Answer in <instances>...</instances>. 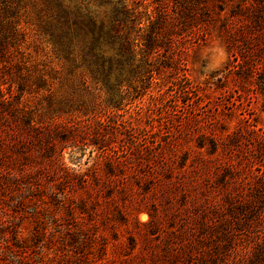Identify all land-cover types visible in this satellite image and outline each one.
Listing matches in <instances>:
<instances>
[{"label":"trees","instance_id":"obj_1","mask_svg":"<svg viewBox=\"0 0 264 264\" xmlns=\"http://www.w3.org/2000/svg\"><path fill=\"white\" fill-rule=\"evenodd\" d=\"M94 1L112 6L108 25L96 12H71L58 4L48 28L49 49L27 43V33L0 5V192L1 199H17L0 220V264H130L118 249L112 217L125 215L118 200L127 194V180L151 179L154 167H162V149L173 142L148 141L156 131L120 112L123 102L114 92H146L154 84L156 92L185 98L161 109L169 115L163 121H175L169 133L178 137L187 123L178 119L181 113L196 108L197 85L181 67L185 41L205 40L216 31L230 55L224 77H232L238 92H264V0H133L132 6ZM149 7L143 26L140 9ZM106 46L112 54L106 55ZM57 53L70 63L80 87L98 92L90 107L73 109L71 99L54 104V68L62 63ZM125 65L131 76L123 79ZM121 143L130 156H113ZM84 148L100 159L84 170L65 165V150ZM138 159L151 166L137 169ZM40 189L51 205L25 206L30 194L22 192ZM258 197L264 199V190ZM103 206L110 212H101ZM148 214L143 225L152 221Z\"/></svg>","mask_w":264,"mask_h":264},{"label":"rangeland","instance_id":"obj_2","mask_svg":"<svg viewBox=\"0 0 264 264\" xmlns=\"http://www.w3.org/2000/svg\"><path fill=\"white\" fill-rule=\"evenodd\" d=\"M125 1L132 6L133 0ZM58 4L71 12H96L105 19V25L112 10L111 5L94 0H0L21 32L27 33L26 42L39 41L47 49L51 48L48 28ZM150 9H140L143 26ZM184 44L187 54L181 57V67L186 69L191 85H197L192 96L196 108L181 113L178 119L187 123L178 137L169 133L175 121H163L169 115L161 109L169 101L181 105L185 98L179 94L171 97L173 92H156L154 84L146 92H114L123 102L120 112L140 117L141 127L156 131L150 133L148 141L173 142L162 149L158 156L162 167H154L151 179L137 180L138 185L127 180V194L118 200L125 215L112 217L118 249L130 256V264H264V199L258 197L264 190V92H238L232 77H224L230 55L216 31L205 40L192 39ZM105 48L106 55L113 53ZM135 48L138 60L139 48ZM56 55L62 59V54ZM54 69L57 73L51 93L56 106L71 99L73 109L81 103L88 108L99 99L98 92L79 86L67 60L55 63ZM127 70L125 65L121 78L131 76ZM146 143L141 141L140 145ZM154 145L157 151L159 144ZM113 149V156H130L122 143ZM89 151L67 149L63 162L84 170L98 153L89 156ZM153 159L155 156L147 161ZM138 160L137 169L151 166ZM22 193L30 194L24 199L27 207L39 203L46 208L52 203L44 189ZM2 194L0 220H5V213L17 199H1ZM102 211L110 212L104 206ZM148 213L152 221L143 225L149 220ZM109 237L114 241L111 234Z\"/></svg>","mask_w":264,"mask_h":264}]
</instances>
